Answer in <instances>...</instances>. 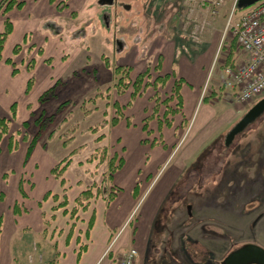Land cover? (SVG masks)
Instances as JSON below:
<instances>
[{
    "label": "rangeland",
    "instance_id": "rangeland-1",
    "mask_svg": "<svg viewBox=\"0 0 264 264\" xmlns=\"http://www.w3.org/2000/svg\"><path fill=\"white\" fill-rule=\"evenodd\" d=\"M103 1L105 2L103 4L107 6L109 2ZM95 4H98L97 0L88 3L87 8L90 6L91 9H87L84 14H80L81 16L74 21H72V17V19H67V21L63 22L65 26L63 28V36L69 40V44L72 41H79L83 46L82 50L84 49L85 52L87 50L85 60H82L86 63L82 69H80L82 66L80 57L76 58L70 66V70L78 69V73L73 74V76L83 79L85 82L83 86L80 85V87L78 85L77 88L76 84L75 89H71L72 87H70V91L61 92L63 91L64 84L62 83L60 92H55L54 96L42 103L38 99L41 95L38 92L42 87H38L37 91L34 90L32 95L26 98L24 87L21 88V85L23 83L25 85L26 82L24 73L18 74L16 78H7L5 81L0 72L1 112L5 113L4 111H6V113H9L8 107L10 103L16 102L18 113L15 121H19L27 115L24 108L26 102H30L34 107L29 119H27L29 120V127L24 128L22 123L15 122L14 119L10 122L9 133L15 134L14 136L19 144L18 148L12 151L11 155H14V157L15 154L16 156H21L25 152V148L20 144L28 145V141L38 129V125L34 123V118L44 111L46 114L44 117H47V119L39 135L38 142L42 143V149L43 147L46 148L47 157H43L45 154H35L36 159L40 161L39 169H45L50 163L55 165L62 159L65 161L69 154H71L67 166V168L70 166L66 174L68 178L67 183L68 186L75 185V183L81 185V189L90 188L95 184L101 186L104 172L106 171V161L100 163L98 162L99 158L91 161L89 158L101 146L109 145L108 141L113 137V132L110 133L111 130L109 129L111 126L110 121L118 114L113 104L117 103L118 109L122 112L120 121L124 116L123 108H125V105L123 103H125L128 97L127 93L129 94L127 104L132 100L130 98L131 86L122 94H118L115 90L114 83L117 77L112 68L109 67V64L106 63L107 59L111 65L130 66V78L133 80L138 73L144 71L147 67L141 70V67L135 65L133 70V67L130 65L132 61L129 64L121 63L132 56L143 63L152 58L157 59L158 55L149 57L151 50L147 47L150 40L155 39V32L157 30L168 32L164 25L163 27L161 26V23L167 24L170 22V19L177 12L181 15L179 36L176 39L180 52L190 54L191 56L197 55L205 42L209 44L213 40L215 49L212 61L215 58L216 52H218L216 58L218 62L212 65L210 75L217 71L216 67L218 66L220 76L217 80L218 92L216 91V93H218L217 96L221 100L223 96L226 97V95H223L224 85L226 86V76L222 80V71L226 67L234 66L231 65L232 62L230 60H227L229 50L230 52L233 51V55H239V61L236 62L244 59V56L240 53L241 51L237 48L230 49V40L226 41L228 37H232V39L234 37L230 28H228V23H233L236 20L238 12L241 9L235 10V12H232V15L230 11L227 15V13L223 14V6H220L221 8H217L216 11L218 13H215L216 18L214 20L213 18L210 19L212 27L210 30L204 31L203 27H206L207 21H209L208 16L211 10L206 6L199 9L202 7V0H112L111 5H108L107 8H99L98 12L92 10L95 9ZM228 7L230 8V5ZM99 11L104 12L100 13ZM202 11L205 12L203 13ZM89 14L95 17L91 26L88 23L90 20ZM104 15H106V19ZM201 28H203L202 31ZM222 28L224 30L227 28L228 33L226 38H224V30ZM140 29L145 31L141 32ZM195 29H197L198 33L195 35L196 40L193 41L192 33ZM213 31L216 33L214 38L212 37ZM205 33L209 34L205 35ZM221 39H224L225 46H223L224 43L220 45ZM15 44L12 42L13 46ZM88 45L91 47V51H89ZM122 46L123 49H120ZM12 47L5 54H8V57H12L13 60L15 59L16 65L22 70V66L26 64L24 62L25 51L22 50L18 56H13ZM140 52H142L141 57H139ZM32 56H35L36 60L39 58L35 50ZM155 66H151L150 63L148 66L150 68L149 79L151 83L155 79V75H163L154 69ZM92 79L96 82H92ZM4 81L7 86H10L12 81H16L17 86L14 85L13 88H8V92H6L4 89H1L3 88L1 84ZM64 85V88H66L69 84ZM149 86L153 87V85ZM161 88L163 91L160 90ZM153 89L156 91L154 87ZM144 91L145 89L141 94ZM157 91L159 99H155V93L151 97V100H153V109L157 104L159 110L160 106L165 108L163 100L167 96L172 95V90L168 84L166 87L165 85L158 87ZM233 92H230V95L240 110L237 121L254 103L264 96H257L250 102L240 103L235 100ZM69 93L71 94L69 95L70 97H66V94ZM120 95H123L121 101L118 100V96ZM200 96L202 97V92ZM175 102L174 106H176ZM201 107L202 101L197 105L193 121L202 116V112L199 115L197 114L199 110H202ZM197 123L194 125V129H196ZM234 124L223 131L214 142L205 144L192 161L187 163V168L182 178L177 182L169 197V202L171 203L167 204L164 210V213H166V217L162 220V224L165 225L166 229L163 231L164 237L168 238V234L171 233V239L173 240L169 245L173 244L172 247L175 250L177 249L180 255L184 257L185 264H222L230 252L244 245L264 250V112L248 124L242 132L238 133L229 145H226V133ZM93 127L98 129L94 130ZM182 128L183 130H180L179 145L181 144L180 146L183 147L185 143L191 140L194 130L191 132L190 137L186 138V126ZM25 134L27 135L26 140L23 139ZM100 135H104V138L98 141L97 138ZM64 142L67 144L63 145ZM64 161L63 163L65 164L66 162ZM9 162H12V158L10 157ZM31 168H26L28 173L31 172ZM6 169L0 175V181L7 182L5 184L7 192L9 191L8 189L13 190L7 193L5 203H14L16 199L15 195H19L22 201L20 211L27 213L26 206H30L29 216L31 217L35 213V207L31 204L27 205V203L40 199L50 180L43 181L42 183L37 181L36 187L33 188L30 175L22 170L23 173L21 174H24L23 176L25 177L24 180L20 178L23 183L22 186H24L23 188L26 190L33 188V190H29L30 200L26 201V198H29L27 192L21 194L19 193L20 191L16 190L18 167L11 163V166ZM50 185V188H54V184L51 183ZM105 189L110 191L111 186L106 184ZM105 189L102 187V192ZM176 198L177 200H175ZM56 204L57 202L51 200L49 205L45 206L47 210V212H43L46 215L45 219L52 213H55L56 220L54 219L50 222L46 232H44L46 226L45 219L42 221V230L39 232L41 239L42 237L46 238L53 227L60 229L61 233H63V209L51 210V207ZM72 205L73 203H70L68 209ZM5 208L2 209L6 216ZM7 210L10 213L12 206L8 205ZM16 224H18V219L14 217L11 219L12 234L19 233L22 235V238L17 240L14 248L15 255H19L21 264H32L30 262L26 263L24 258V255L31 249V242L27 237V235L31 236V233L29 229H21ZM155 226L157 230L162 226L160 218ZM54 232L55 229L52 230L51 234ZM31 239L33 238L31 237ZM182 241L186 244L185 250L189 253V257L180 248ZM36 244L41 246V242L36 241ZM48 245L49 247H46V249L52 252L53 243L48 242Z\"/></svg>",
    "mask_w": 264,
    "mask_h": 264
},
{
    "label": "crops",
    "instance_id": "crops-1",
    "mask_svg": "<svg viewBox=\"0 0 264 264\" xmlns=\"http://www.w3.org/2000/svg\"><path fill=\"white\" fill-rule=\"evenodd\" d=\"M20 1H24V5L21 8H12L7 12V17L11 20L13 29L5 44L3 57H8V54L5 53L10 51L13 46L12 42L13 44L20 43L25 34L30 35V43L34 45V50L36 51L38 47H42L43 53L38 55L39 58L35 60L33 67L34 82L28 93L25 92L29 77L26 64L22 66V70L19 69L16 74H12V67L1 59L0 72L5 81L7 78H16L18 74L24 73L26 82L25 85L24 83L21 85V88L24 87L26 98H29L34 90L37 91L38 87H42L38 92L42 94L51 87H54L55 92H60L62 83L69 85L64 88L65 85L63 84V91L61 92L70 91V87L75 89L76 84L77 88L78 85L83 86L85 83L83 79L73 76V74L78 73V69L70 70V66L78 57L81 58V61L85 60L87 50L86 52L84 49L82 50L83 46L79 41H72L69 44V40L63 36V28L65 27L63 22L67 21V19H72V17V21L79 18L80 14H84L87 9H91L90 6V9L87 8L88 3L94 0H66V6L62 10H58L56 2H51L50 0ZM233 1H223V5H221L223 6V14L227 13L228 15ZM103 2V0H97L98 4H95V9L92 10L98 12L99 8H107L108 5H111V2L107 6ZM229 5L230 8L228 7ZM202 8L203 6L199 9ZM205 11L202 12L204 13ZM99 12L103 13L104 11ZM180 16V13L178 14L177 12L170 19V22L167 24L161 23V26L163 27L164 25L168 32L157 30L155 39L150 40L147 47L151 50L149 57L158 55L157 59L152 58L143 63L132 56L121 63L129 64L132 61L130 65L133 70L135 65L143 70L149 66V63L151 66H155L160 62L158 73L169 75L165 87L169 84L172 90L175 78L184 80L180 89L182 107L172 115L164 117L165 108L162 106H160L156 114H153V100H151V97L155 94V91L152 86L145 88L143 94L131 100L129 104H127L129 100V94L127 93L128 97L123 103L125 105V108H123L124 116L117 124L109 127L110 133L113 132V137L108 141L109 145L106 144L108 147L111 146L109 148L111 155L115 154L122 161V165L112 176L110 186L114 198L108 205L105 204L103 197H97L89 202L86 209L78 212L77 220H69L68 214L63 213V233H61L60 229L53 227L55 236L51 234L52 229L46 238L41 236L42 240L39 236V232L42 230V214L47 212L45 206L49 205L52 200L50 196L43 201L45 193L51 192V194L55 193L60 196L64 194L69 202L73 203L77 195L84 189H81V185L76 183L68 186L66 174L70 166L63 174L64 185L51 174L50 170L54 166L51 163L45 169H39L40 161L36 159L35 154H45L44 158L47 157V154L46 148L43 147L42 149V143L38 142V140L30 156L25 161L28 145L20 144L25 148V152L21 156H16L15 154L14 157V155H11L12 152L7 149L8 136L3 137L0 142V175L4 173V169H8L11 166V163L16 165L18 167L16 190L19 191L20 178H23V180L25 178L24 174H21L23 173L22 170L27 172L26 168L29 167H32L31 172L27 173L30 175L33 188L36 187L37 181L41 183L50 181L40 199L31 202L29 201V190H33V188L27 190L23 188L29 197L26 198V201H29L27 205L31 204L35 207V213L31 217L29 216L30 206H26L27 213L20 211L22 201L19 195H15L14 203H5L7 193L13 189H8L9 191L7 192L5 185L7 182L0 181V194L3 195V198L0 199V217L2 219L0 264H13V261L21 264L19 255H15L14 248L17 240H20L22 235L19 233L12 234L11 219L14 217L18 219L17 227L21 229L27 228L31 233V236L27 235L28 240L31 242V249L24 255L26 263L49 264L53 260L54 264H116L122 254L129 248L134 247L138 251L135 264H185L184 257L180 255L177 249L175 250L172 247L173 244L169 245L173 240L171 239V233L168 234V238L164 237L163 231L166 230L165 225L162 224V220L166 217L164 210L167 204L171 203L169 202V197L177 182L182 178L187 168V163L192 161L205 144L214 142L223 131L228 129L233 123H236L240 110L230 95L233 90L229 87L224 85L223 95H226V97L223 96L222 100L217 96V80L220 76V70L217 65V71L210 75L212 65L218 62V59H216L218 52H216L212 61L215 49L213 40L209 44L205 42L199 54L194 56L183 54V52L179 51L176 39L179 36ZM215 16L216 14L212 15L209 12V21H207L204 31L210 30L212 27L210 19L213 18L214 20ZM88 17L90 19L88 23L91 26L95 17L92 14H89ZM104 17L105 19L107 18L106 15ZM3 19L4 16L0 13V30L3 27ZM208 25L209 27H207ZM140 31L144 32L145 30L140 29ZM227 33V28H225L224 38H226ZM208 34L205 33V35ZM215 34L213 31V38ZM234 39V37L233 39L228 37L226 41L230 40V49L237 48L240 50L244 59L236 62L239 61V55H233V51L230 52L229 50V53L227 52V60L232 62L231 65H238L247 59V55L238 47ZM223 40L221 39L220 45H223ZM223 46H225V43ZM120 49H123V46ZM89 51H91L90 46ZM141 56L142 52H140L139 57ZM47 58H51L52 61L50 63L46 62L45 59ZM14 62H16L15 59ZM85 63V61L81 62L82 66L80 69L85 66ZM224 79L225 72L222 71V80ZM93 80L92 82H96ZM5 81L4 83L1 82V87L3 86L1 89L6 92H8V88H13L14 85L17 86L16 81H12L10 86H7ZM162 88L164 89V87ZM162 88L160 89L161 91H163ZM201 92L202 97L200 96ZM69 95L71 94H66V97H70ZM123 95L118 96L119 101L122 100L121 97ZM174 101L175 99L171 100L170 103L172 109L175 108ZM200 101H202V110H199L197 114L199 115L202 112V116L193 121ZM12 103H10V106ZM37 104L39 105V103ZM10 106L8 107L9 110ZM24 108L27 113L26 117L15 121L17 119L16 115L14 118L15 122L22 123L27 121L32 110H34L30 102H26ZM4 112L0 110V113H2L0 116H9V113ZM167 121L170 122V125H167ZM196 123L197 126L194 129ZM184 126H186V138L190 137L193 130L194 133L191 140L182 147L180 146L181 144L179 145V137L181 136L180 130H183L182 127ZM9 157L12 158L11 163L9 162ZM159 176L161 177L157 182ZM51 183L54 184V188H50ZM15 203L19 206L17 214L13 210ZM8 205L12 206L10 213L7 210ZM2 208L6 209L4 210L6 216ZM92 215H94L93 225L88 234H86L88 221ZM159 218L162 226L157 230L155 225ZM36 241L41 242V246L36 244ZM48 242L53 243L52 252L46 249V247H49ZM80 247H84V249L80 256L77 257ZM180 248L189 257V253L185 250L186 244L184 241H182Z\"/></svg>",
    "mask_w": 264,
    "mask_h": 264
},
{
    "label": "trees",
    "instance_id": "trees-1",
    "mask_svg": "<svg viewBox=\"0 0 264 264\" xmlns=\"http://www.w3.org/2000/svg\"><path fill=\"white\" fill-rule=\"evenodd\" d=\"M51 2H56V7L58 10H62L65 6H66V0H61V1H57V0H50ZM24 5V1H20V0H0V13L4 16L3 19V27L0 30V60L3 59L5 63L9 64L12 67V74H16L19 71V67L16 65V63L14 62L12 57H3V51L5 48V44L7 42V39L9 37V35L12 32L13 29V25L11 20L7 17V12L9 10H11L12 8H21ZM234 41H236L234 39ZM34 45L30 43V35L29 34H25V36L23 37V40L20 43H17L13 46L12 48V55L16 56L18 55L22 50L25 51V57H24V62H26V69L29 73V77L27 79V83H26V89L25 92L28 93L29 90L31 89L33 82H34V76H33V67L35 64V56H32L33 50H34ZM43 53V48L42 47H38L36 50V54L37 55H42ZM46 62H51L52 59L51 58H47L45 59ZM106 63L109 64V67L112 68V70L114 71V74H116V82L114 83V88L117 91L118 94H122L124 93L129 86H131L132 91H131V95L130 98L133 100L135 99L138 95H140L142 93V91L147 88L149 85H153V87L155 88V99L158 100L159 99V95H158V91L157 88L160 86H164L169 78L168 74H164V75H157L155 77V79L153 80V82H150V68L147 67L144 71L138 73L136 75V77L131 80L130 78V72H131V67L130 66H124V65H111V63L109 62V60H106ZM159 65L160 62H158L156 64V66L154 67V69L158 72L159 70ZM184 83V80L182 78H175L174 80V84H173V88H172V95H170L169 97H167L165 100H163L165 102V113H164V117H167L168 115H172L174 112H177L181 107H182V96L180 93V89L182 84ZM55 95V90L54 87H51L49 89H47L46 91H44L40 96H39V100L40 102H45L48 99H50V97ZM175 99L176 101V106L174 109H172L171 105L169 104V102L171 100ZM116 108L117 111V115L115 117H113L110 121L111 126L117 124L119 122V119L122 115L121 110L118 109L117 103L113 104ZM158 108H157V104L155 105L154 109H153V114H155V112H157ZM17 115V104L16 103H12L10 106V110H9V116H0V142L3 139V137L8 135V144H7V149L9 152H12L14 150H16L18 148V140L16 139V137L14 136L15 134L13 133H9V129H10V122L12 119H14ZM46 114L45 112H41L40 115L36 118H34V123L37 124L38 129L36 130V132L34 133V135L32 136V138L28 141V146H27V150H26V155H25V161L28 159V157L30 156L38 138L40 133L42 132L43 127L45 126L44 124L46 123V119L47 117H44ZM29 120L27 121H23L22 122V126L24 128L29 127ZM167 125H170V122L167 121ZM94 130H97L96 127H93ZM27 135L25 134L23 136V139H27L26 137ZM104 138V135H100L97 140L100 141ZM67 143L64 142L63 145H66ZM110 150L109 147L107 146H101L100 148L97 149V151H95L94 154L91 155V157L89 158V160H94L96 158L98 159V162L102 163L106 161V171L104 172V176L101 182V186L95 184L92 185V187L90 188H86L84 190H82L77 197L74 199L73 201V205L70 209H68V206L70 204V202L68 201V199L66 198V195H62L59 196L58 194H51V192H46L45 195L43 196V201L46 200L47 198H49L51 196V199L54 202H57L56 205H53L51 207L52 211H56L58 209H63V213L64 214H68V218L69 220H77L78 219V212L80 210H84L88 207L89 205V201L91 199L97 198L99 196H102L103 199L105 200V204L108 205L114 198V195L112 193V188L109 189L110 191H107L105 189L106 184H109V186L111 185L112 182V176L115 173V171L122 165V161L120 158H117V156L114 155H110ZM71 154H69L70 156ZM67 157V159H62L60 160L57 164H55L50 172L51 174L56 178L59 179L61 184L64 185L65 184V180L62 177L63 173L65 172L68 164H69V159L70 157ZM66 162L65 164L63 163ZM103 187V189H105L103 192L101 190V188ZM19 191L21 194H24V190H23V186H22V180L19 183ZM3 198V195L0 194V199ZM14 212L17 214L19 212V206L17 203H15L14 207H13ZM43 220L45 219L46 215L43 213L42 214ZM55 219V213H52L51 215L48 216V218H46L44 220L45 222V228H44V232L47 231L48 226L50 224V222L52 220ZM93 221H94V215H92L88 221V225H87V229H86V234H88L90 228L93 225ZM1 223H2V219L0 217V233H1ZM84 247H80L79 252L77 257L80 256L81 252L83 251ZM13 264H17V263H13ZM49 264H54V261H50Z\"/></svg>",
    "mask_w": 264,
    "mask_h": 264
},
{
    "label": "built area",
    "instance_id": "built-area-1",
    "mask_svg": "<svg viewBox=\"0 0 264 264\" xmlns=\"http://www.w3.org/2000/svg\"><path fill=\"white\" fill-rule=\"evenodd\" d=\"M223 1L202 0L201 6L210 8V13L215 14ZM236 3L237 0H234L231 15L235 12ZM228 27L238 47L246 53L247 59L243 63L225 68V84L234 90L237 102H250L255 97L264 95V0L240 10L236 20L228 23ZM197 33L195 29L193 36L191 35L193 41L196 40ZM137 256V249L131 247L120 257L117 264H135Z\"/></svg>",
    "mask_w": 264,
    "mask_h": 264
},
{
    "label": "water",
    "instance_id": "water-1",
    "mask_svg": "<svg viewBox=\"0 0 264 264\" xmlns=\"http://www.w3.org/2000/svg\"><path fill=\"white\" fill-rule=\"evenodd\" d=\"M111 2L112 0H106ZM259 0H237V8H245ZM264 112V96L254 103L242 117L226 133L225 144L229 145L234 137L242 132L248 124L253 122ZM189 210V209H188ZM222 264H264V250L244 245L230 252Z\"/></svg>",
    "mask_w": 264,
    "mask_h": 264
}]
</instances>
